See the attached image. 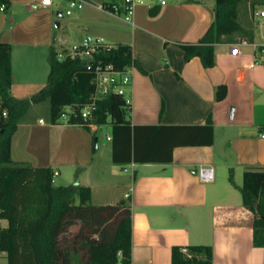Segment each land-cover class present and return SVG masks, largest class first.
Returning <instances> with one entry per match:
<instances>
[{"label":"crops","instance_id":"crops-1","mask_svg":"<svg viewBox=\"0 0 264 264\" xmlns=\"http://www.w3.org/2000/svg\"><path fill=\"white\" fill-rule=\"evenodd\" d=\"M39 1L9 0L0 11V40L11 45V94L24 98L38 91L47 81L49 49L67 53L70 38L91 35L131 45L145 72L134 64L127 93L131 145L126 151L121 146L118 157L133 158L137 145L138 155L150 160L114 162L111 122L104 124L110 125V143L101 145L94 135L103 124L94 129L28 115L12 136V159L52 167L56 185L90 187L94 205L128 199L131 264H171L173 245L199 244L213 247V264H264V247L253 244L254 214L243 204L237 182L247 167H264V15L255 13L264 11L263 0L239 5L244 30L215 45L216 63L209 68L197 56L185 62L180 44L201 39L215 20L216 0H143L133 23L99 8L114 0H81L84 7L64 21L53 14L68 15L69 0H57L54 9ZM235 43L240 48L233 55ZM220 84L227 93L217 100ZM210 115L213 143L207 144V131L197 126ZM160 125L170 127L160 134L144 127ZM183 139L194 143L175 144ZM201 166L214 168L213 180L200 179Z\"/></svg>","mask_w":264,"mask_h":264},{"label":"trees","instance_id":"trees-1","mask_svg":"<svg viewBox=\"0 0 264 264\" xmlns=\"http://www.w3.org/2000/svg\"><path fill=\"white\" fill-rule=\"evenodd\" d=\"M243 1L216 0L215 20L201 39L196 43L180 44L185 62L197 56L204 67L215 65V45L225 36L244 30L238 21V7ZM90 62L113 63L119 69L135 64L145 72L128 44L101 48L90 59L69 53L60 58L52 47L48 52L46 83L30 97L18 98L10 91L13 81L11 45L0 40V101L8 110V116L0 119V219L8 222L0 227V253L7 257L0 264H131L132 210L128 199L94 205L90 187L78 183L56 185L52 167L20 163L11 157L12 136L32 104L49 101L51 122L57 123L67 106L72 105L77 112L90 100L95 89ZM226 93V84H220L215 97L222 100ZM163 111L164 103L160 114ZM129 112L130 104L122 95H108L98 105L96 121L99 124L111 122L113 127L116 163L150 160L138 155L137 145L133 158L118 157L121 146L126 151L131 145ZM68 122L89 126L81 116L71 115ZM144 127L160 134L170 126ZM197 127L207 131L208 138L203 142L212 144L211 115L207 124ZM191 143L194 141H175V144ZM230 180L234 182L233 173ZM239 190L243 204L254 214L253 244L264 247V167H247ZM182 248L181 245L172 246L171 264H213L211 245H190L187 247L190 255Z\"/></svg>","mask_w":264,"mask_h":264},{"label":"built area","instance_id":"built-area-1","mask_svg":"<svg viewBox=\"0 0 264 264\" xmlns=\"http://www.w3.org/2000/svg\"><path fill=\"white\" fill-rule=\"evenodd\" d=\"M54 0H40L38 4L42 7H48L53 4ZM143 0H114L105 4H100V9H105L113 13H122L124 19L129 22H134L135 8L138 3H142ZM162 4H165L166 0H160ZM84 7V2L81 0H69L66 13L72 14L75 10ZM8 8V0L0 2V11L3 12ZM256 14L264 15V11L255 12ZM114 44H108L102 40L95 38L91 35L84 37L81 42L72 45L67 52L73 56H81L87 59L93 58V55L101 48L115 47ZM240 44L235 43L231 46V54L235 55L239 52ZM264 50V45H263ZM64 54H59V57H63ZM89 68L94 73V85L95 89L90 97V100L85 103L79 111L76 112L72 105L66 107V111L63 112L61 119L69 121L71 115L81 116L87 120L88 125L96 129L100 125L97 119L98 105L100 101L111 94L122 95L125 101L130 104V100L127 97V93L132 84V71L134 64L126 66L122 69L116 68L113 63H89ZM8 116V110L3 106L0 101V119ZM199 176L202 181H211L214 178V168L211 166H201L199 168ZM57 172H55V175ZM183 252L189 254L187 247L182 248ZM121 264V263H119Z\"/></svg>","mask_w":264,"mask_h":264},{"label":"rangeland","instance_id":"rangeland-1","mask_svg":"<svg viewBox=\"0 0 264 264\" xmlns=\"http://www.w3.org/2000/svg\"><path fill=\"white\" fill-rule=\"evenodd\" d=\"M57 0H54V3L52 5V8L54 9L56 6ZM262 5L264 6V0ZM74 12H77V10H75ZM64 17H58L56 15V11L54 10V14L53 17L56 20H60V21H64L68 18L69 15L64 14ZM40 16V13L37 15ZM39 17V18H40ZM69 46L70 48L72 47L73 44L75 43H79L82 39H75V38H70L69 39ZM58 45V44H57ZM26 116L28 115L29 118H42L43 121L49 122L51 121V109H50V102L46 101L45 103H38V104H32V106L29 108V110L27 111V113L25 114ZM61 121H64V119H60ZM110 131V125H100L99 129L97 131H95V137L99 138V141L102 145L103 142H107V145H109V141L106 139V133ZM243 180V176L242 177H237V182L238 183H242ZM59 181V180H58ZM8 224L6 219H0V227H4ZM7 260L6 254L5 253H0V263L1 262H5Z\"/></svg>","mask_w":264,"mask_h":264},{"label":"water","instance_id":"water-1","mask_svg":"<svg viewBox=\"0 0 264 264\" xmlns=\"http://www.w3.org/2000/svg\"><path fill=\"white\" fill-rule=\"evenodd\" d=\"M95 141L97 142V139H95ZM97 144H95V146H96Z\"/></svg>","mask_w":264,"mask_h":264}]
</instances>
